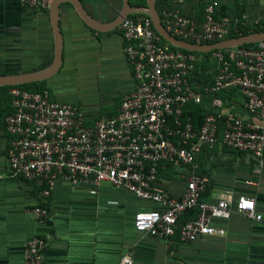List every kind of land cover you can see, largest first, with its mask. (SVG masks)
Segmentation results:
<instances>
[{
    "label": "built area",
    "instance_id": "2783aa9c",
    "mask_svg": "<svg viewBox=\"0 0 264 264\" xmlns=\"http://www.w3.org/2000/svg\"><path fill=\"white\" fill-rule=\"evenodd\" d=\"M43 12L52 0H0ZM185 0L157 3L161 24L172 37L208 45L257 33L264 14L218 18V0H202V19L184 12ZM191 4V3H189ZM241 24L249 26L243 35ZM134 78V89L123 97L118 113L88 122L78 105L55 98L45 89L33 91L12 85L8 90L10 112L4 128L9 135L7 158L11 173L33 182L38 202L29 212L40 223L49 219L48 199L57 181L73 189L98 194L108 185L126 190L161 209L135 214V230L158 239H177L184 246L201 237L223 236L216 220L233 212L264 226V211L244 195L235 202L224 194L216 202L205 200L208 183L197 173L196 160L204 149H231L264 157V41L211 51L212 70L194 51L175 47L156 31L147 6H132L118 26ZM232 33L235 35L231 37ZM209 61V62H210ZM243 101V112L233 108V95ZM207 105L199 123L191 105ZM1 153V147H0ZM182 167L180 197L163 189L161 172ZM247 184L252 182L247 181ZM193 219L184 220L190 211ZM47 241L36 235L25 246L24 264H44ZM121 264H133L124 255Z\"/></svg>",
    "mask_w": 264,
    "mask_h": 264
},
{
    "label": "crops",
    "instance_id": "0c3cea01",
    "mask_svg": "<svg viewBox=\"0 0 264 264\" xmlns=\"http://www.w3.org/2000/svg\"><path fill=\"white\" fill-rule=\"evenodd\" d=\"M80 1L88 14L106 23L114 21L124 8V0ZM136 1L130 0L131 5L137 6ZM218 1L233 12L246 9L260 15L264 11V0ZM51 4L36 12L0 3V77L29 75L53 64L56 37ZM184 6V12L195 14L193 4ZM59 25L61 67L48 79L34 82L45 86L55 98L80 106L90 124L102 116L116 115L123 97L134 89L118 27L106 31L92 28L68 1L60 5ZM3 86L9 85H0V264H24L25 246L36 235L47 241L44 264H121L124 255H129L133 264H264V226L247 216L233 212L228 220H216L225 235L201 237L184 246L177 239L137 232L135 214L162 207L108 185L94 195L87 188L73 189L63 180L57 181L47 203L49 219L38 222L29 212L38 202L37 188L13 175L9 167L10 137L4 120L10 106ZM242 103L241 97H233L234 109ZM196 164L197 173L207 179L206 201L216 202L230 193L236 202L244 195L254 198L257 210L264 211V157L260 160L226 148L204 149ZM171 169L172 175L162 177V187L180 197L183 182L175 176L181 177L183 168Z\"/></svg>",
    "mask_w": 264,
    "mask_h": 264
},
{
    "label": "water",
    "instance_id": "95a60500",
    "mask_svg": "<svg viewBox=\"0 0 264 264\" xmlns=\"http://www.w3.org/2000/svg\"><path fill=\"white\" fill-rule=\"evenodd\" d=\"M70 2L73 4L79 15L82 17V19L92 28L97 30H111L114 28H117L121 22L132 13V5L130 3V0H124V8L123 11L119 14V16L112 22L106 23L99 21L95 19L93 16L88 14L80 0H53L51 4V18L52 23L55 31V37H56V52H55V59L53 64L40 72L29 74V75H18V76H2L0 77V85H22L26 83H31L34 81H40L44 79H48L49 77L56 74L62 63V50H63V36L61 34L60 25H59V9L60 5L63 2ZM147 6L150 9V16L153 20V25L156 29V31L163 37L165 41L170 43L171 45L188 50V51H194L199 53H208L215 49H224L228 47H234L244 44H250L255 43L259 41H264V31L253 33L250 35H246L240 38H234L230 39L224 42L219 43H213L208 45H196L193 43H187L185 41L179 40L175 37H172L170 34H168L165 29L163 28L159 15L157 13L156 8V0H147Z\"/></svg>",
    "mask_w": 264,
    "mask_h": 264
},
{
    "label": "trees",
    "instance_id": "16d2710c",
    "mask_svg": "<svg viewBox=\"0 0 264 264\" xmlns=\"http://www.w3.org/2000/svg\"><path fill=\"white\" fill-rule=\"evenodd\" d=\"M185 1L191 3V4H193L195 6V9H194L195 10V15L197 16V18L199 20H201L202 19V14H203V9H204V6H205L202 3V0H185ZM157 3L158 4H160V3H164L165 4L166 3V5H168L169 0H157ZM146 4H147L146 0H137L136 1V5L138 7L146 6ZM247 12H249V11L246 10V9H241V10H238L237 12H233L227 7V5H224L222 2H219V1L217 3V7H216V15H217L218 18H221V17H224V16H228V17H231V18L242 17V15L244 13H247ZM261 14H264V11H262ZM240 27L243 30V35H246L248 33L247 30L250 27V25L249 26L248 25L244 26L243 24H241ZM251 27H253V31L254 32H262V31H264V19L262 21H260V23L257 24V25H253V26L251 25ZM234 36L235 35L232 33L231 37L233 38ZM196 54L201 55V56H203L205 58L204 69H206V70H210L211 69L212 70V72L210 73L209 80H208V82H212L216 64H215V62H213V61L211 62L210 60H208L209 56L211 55V52H208V53L196 52ZM20 86L23 87V88L29 89V90H33V91H43V90L47 89L45 86H42V85L38 84L37 82L26 83V84H22ZM1 88L2 89H7L6 93L8 94V90H9L10 86H3ZM8 96H9V94H8ZM234 96H236V94L233 95V97ZM242 108L243 107L239 108V111L243 112ZM206 110H207V105L204 104V103L201 104V105H191L189 107L190 114L196 120L197 123L200 122V120L202 119V117L204 115V112ZM9 112H10V110H9ZM171 168H174V167L172 165H170V164H167L165 169L160 174L161 177L166 176V174L172 175L170 173V171L173 173ZM195 216H196V211H194V210L190 211V212H188L186 214L184 220L193 219V218H195Z\"/></svg>",
    "mask_w": 264,
    "mask_h": 264
},
{
    "label": "rangeland",
    "instance_id": "374dc122",
    "mask_svg": "<svg viewBox=\"0 0 264 264\" xmlns=\"http://www.w3.org/2000/svg\"><path fill=\"white\" fill-rule=\"evenodd\" d=\"M181 177H180V175H177L176 174V176H175V179H180ZM181 186V185H180Z\"/></svg>",
    "mask_w": 264,
    "mask_h": 264
}]
</instances>
